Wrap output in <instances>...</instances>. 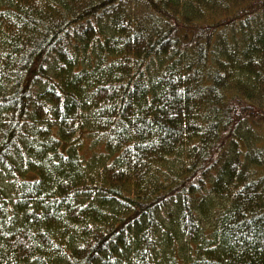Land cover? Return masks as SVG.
<instances>
[{"label":"trees","instance_id":"16d2710c","mask_svg":"<svg viewBox=\"0 0 264 264\" xmlns=\"http://www.w3.org/2000/svg\"><path fill=\"white\" fill-rule=\"evenodd\" d=\"M0 264H264V0H0Z\"/></svg>","mask_w":264,"mask_h":264}]
</instances>
